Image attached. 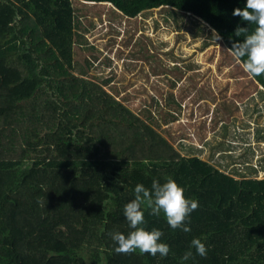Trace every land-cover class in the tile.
Instances as JSON below:
<instances>
[{"label": "trees", "instance_id": "obj_1", "mask_svg": "<svg viewBox=\"0 0 264 264\" xmlns=\"http://www.w3.org/2000/svg\"><path fill=\"white\" fill-rule=\"evenodd\" d=\"M84 2L127 18L163 7L190 14L228 51L245 39L238 26L255 28L233 16L247 0H0V264H264V178L236 179L180 152L165 136L185 116L173 93L141 115L106 88L111 80L92 77L91 60L76 58V47L96 50L78 14ZM253 79L264 89V75ZM168 179L198 201L191 231L145 206L143 227L162 231L169 255L118 254L110 234L133 230L124 207L135 187Z\"/></svg>", "mask_w": 264, "mask_h": 264}, {"label": "rangeland", "instance_id": "obj_2", "mask_svg": "<svg viewBox=\"0 0 264 264\" xmlns=\"http://www.w3.org/2000/svg\"><path fill=\"white\" fill-rule=\"evenodd\" d=\"M78 7L86 38L96 50L76 47V58L82 64L91 60L92 66H85L92 77L111 80L106 88H118L125 104L141 115L146 107L157 113L153 100L173 93L184 100L185 116L163 134L180 152L236 179L264 178V143H258L264 139V89L211 27L168 7L136 18L120 15L111 4ZM178 76L184 78L172 87Z\"/></svg>", "mask_w": 264, "mask_h": 264}, {"label": "clouds", "instance_id": "obj_3", "mask_svg": "<svg viewBox=\"0 0 264 264\" xmlns=\"http://www.w3.org/2000/svg\"><path fill=\"white\" fill-rule=\"evenodd\" d=\"M233 16L241 17L243 21L255 25V28L250 32L248 28L237 27L235 35L245 39L243 42L234 43L230 49L232 55L237 60L244 61L243 69L250 77L264 75V0H247L246 7L235 9ZM134 191L135 198L124 207V216L133 230L127 236L121 233L110 234L118 243L115 251L118 254H132L139 250L141 254L149 253L153 257L159 254L161 257H167L170 247L160 242L162 231H148L143 227L146 221L142 209L146 206L154 216L163 213L172 229L190 232L186 221H189L191 213L198 208V201L187 198L184 188L173 179H168L163 184L153 181L151 189L138 184ZM191 246L200 256H207V248L199 238H194ZM191 255V252L186 253L183 259L187 260Z\"/></svg>", "mask_w": 264, "mask_h": 264}, {"label": "crops", "instance_id": "obj_4", "mask_svg": "<svg viewBox=\"0 0 264 264\" xmlns=\"http://www.w3.org/2000/svg\"><path fill=\"white\" fill-rule=\"evenodd\" d=\"M256 84H258V83L256 82ZM258 86L261 87V88L263 89V87L260 86L259 84H258ZM247 128H248V129L245 130V132H247V133H245V134L243 133L244 135L242 134V135H243V138L246 137V141H247V137L251 136L250 134H251L252 126L249 125ZM261 131H262V130H261ZM261 133H264V131H262ZM250 139H251V137H249V140H250ZM249 140H248V141H249ZM252 141H253V140H252ZM253 143H254V142H253ZM258 143H259V144H263V143H264V139L259 140Z\"/></svg>", "mask_w": 264, "mask_h": 264}]
</instances>
